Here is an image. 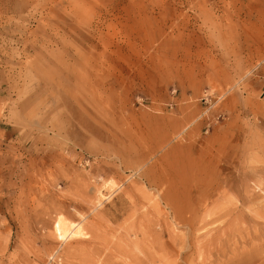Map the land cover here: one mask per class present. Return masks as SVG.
Masks as SVG:
<instances>
[{"label": "rangeland", "instance_id": "1", "mask_svg": "<svg viewBox=\"0 0 264 264\" xmlns=\"http://www.w3.org/2000/svg\"><path fill=\"white\" fill-rule=\"evenodd\" d=\"M0 264H264V0H0Z\"/></svg>", "mask_w": 264, "mask_h": 264}, {"label": "bare ground", "instance_id": "2", "mask_svg": "<svg viewBox=\"0 0 264 264\" xmlns=\"http://www.w3.org/2000/svg\"><path fill=\"white\" fill-rule=\"evenodd\" d=\"M170 196V195H169ZM165 198V197H164ZM169 199V197H167V199L166 200H168ZM171 199V198H170ZM172 200H173V198H172ZM168 202H171L170 200L168 201ZM165 204H170V203H165ZM173 205H175V203L173 202ZM172 205V206H173ZM170 209H172L171 207H170ZM173 209H174V206H173ZM174 214H176V212L174 211L173 212ZM177 215V214H176ZM175 216V215H174ZM179 217V216H178ZM178 219H180V221L182 220L181 219V217H179ZM183 221V220H182ZM69 224V223H68ZM67 224V222H65L64 220H62V218L60 219H58L57 220V222H56V225H55V228H56V234H57V236L60 238V239H64V238H66V236H68V234H71V233H79V227L77 228V229H75L78 225L76 224V225H73L72 224V222H71V224L72 225H70L69 227L67 226L68 225ZM81 233V232H80ZM80 233H79V235H80ZM75 234V235H76ZM82 236V235H81ZM68 238V237H67ZM71 238V237H70Z\"/></svg>", "mask_w": 264, "mask_h": 264}]
</instances>
